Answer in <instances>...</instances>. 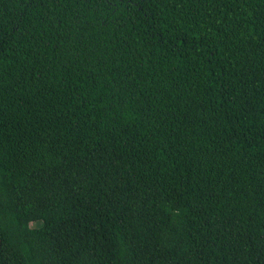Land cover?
Returning <instances> with one entry per match:
<instances>
[{
  "label": "trees",
  "instance_id": "16d2710c",
  "mask_svg": "<svg viewBox=\"0 0 264 264\" xmlns=\"http://www.w3.org/2000/svg\"><path fill=\"white\" fill-rule=\"evenodd\" d=\"M0 264H264V0H0Z\"/></svg>",
  "mask_w": 264,
  "mask_h": 264
}]
</instances>
